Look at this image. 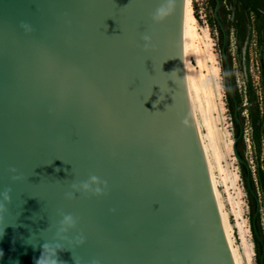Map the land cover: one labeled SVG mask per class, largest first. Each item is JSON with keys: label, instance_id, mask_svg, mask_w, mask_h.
Here are the masks:
<instances>
[{"label": "water", "instance_id": "1", "mask_svg": "<svg viewBox=\"0 0 264 264\" xmlns=\"http://www.w3.org/2000/svg\"><path fill=\"white\" fill-rule=\"evenodd\" d=\"M165 2L0 0V264H35L45 242L64 247V264H239L198 124L186 0L154 22ZM92 176L101 194L79 186Z\"/></svg>", "mask_w": 264, "mask_h": 264}, {"label": "rangeland", "instance_id": "2", "mask_svg": "<svg viewBox=\"0 0 264 264\" xmlns=\"http://www.w3.org/2000/svg\"><path fill=\"white\" fill-rule=\"evenodd\" d=\"M190 6L196 20L195 45L199 52L203 51L199 63L204 66L193 58L191 63L198 72L197 77L201 75L202 79L201 76L199 79H204L208 93L199 92L197 118L202 134L215 150L214 176L233 244L241 252L245 250L249 264H257L256 245L250 229L253 211L244 186L243 172L231 148L236 130L227 102L222 41L213 16L214 1L190 0ZM217 15L226 35L224 52L238 97L237 112L242 118V141L238 148L249 167L260 201L259 226L264 241L261 187L264 181V0H219Z\"/></svg>", "mask_w": 264, "mask_h": 264}, {"label": "bare ground", "instance_id": "3", "mask_svg": "<svg viewBox=\"0 0 264 264\" xmlns=\"http://www.w3.org/2000/svg\"><path fill=\"white\" fill-rule=\"evenodd\" d=\"M195 22H196V20H195V17L193 16V14H192V9H191V6H190V0H186V28H185V37H186L187 60H188V68H189L190 81H191V87H192V94H193V99H194V104H195V109H196L197 105H199L198 104V102H199L198 101V99H199L198 98L199 97L198 95L200 94L199 92L203 91L206 94H208V93H207V85L204 82V79H203V81L201 80L202 79V76L201 75H200L201 76V79H199L200 78L199 75H198L199 78L197 77V73L198 72L197 73L195 72V69H194V67H193V65L191 63V58L195 59L196 62L199 63L200 60H201V58H202L200 56V53L203 52V51L199 52L197 45H195V38H197V33H196V30H195ZM208 59L211 60L212 59L211 56H209ZM198 63H196V64L198 65ZM199 64H203V63H199ZM203 66H204V64H203ZM199 67L201 68L200 65H199ZM211 72H213V71H211ZM206 80H207V77H206ZM215 93H216V91H215ZM202 96L203 95H201V97ZM209 98H211V97H209ZM196 114H197V111H196ZM207 119H208V117H207ZM216 119H217V117H216ZM205 120H206V118H205ZM198 124H199V128H200V131H201V123L199 122V120H198ZM201 135H202L203 142H204L205 149H206V153H207V156H208V160H209V165H210V170H211V174H212V179H213V182H214V186H215V189H216V192H217L219 201H220L218 189H217V186H216V180H215V176H214V165H213L214 163H213V161L214 160L216 161V159H215V150H214L213 145L205 138V136L202 134V132H201ZM217 158H218V155H217ZM220 205H221V208H222V211H223L225 220H226V224H227V227H228V230H229V226H228V223H227V216H226V213L223 210L221 201H220ZM230 231L231 230H229V233H230ZM230 237H231V240H232L231 233H230ZM232 243H233V240H232ZM233 246H234V250H235V253H236V256H237V259H238V263L239 264H249L248 263V255H247V253L244 252L245 250L243 252H241L240 249L235 246V244H233Z\"/></svg>", "mask_w": 264, "mask_h": 264}, {"label": "clouds", "instance_id": "4", "mask_svg": "<svg viewBox=\"0 0 264 264\" xmlns=\"http://www.w3.org/2000/svg\"><path fill=\"white\" fill-rule=\"evenodd\" d=\"M174 3V0H166V2L161 5L159 8L156 9L152 19L154 22H162L168 12L171 10V6ZM24 28H29V25L22 24L21 25ZM150 39L149 36L145 35L143 37V40L147 42ZM145 47H147V43L145 44ZM11 172L15 173L16 169L12 168L10 169ZM13 180L19 179L18 176H13ZM100 181L96 176L90 177V180L87 182H82L79 186L84 189L88 190L90 189L92 184L98 185L95 188V192L97 194H101L102 189L99 187ZM75 187V185H74ZM11 189H6L3 193H0V196H2V200H0V217H4V214L8 211L7 204L11 203V196H10ZM70 195V194H69ZM61 225H66L68 227H71L74 225L75 221L72 215L65 214L63 216L62 221L60 222ZM66 228L61 227L60 231H65ZM0 235H2V230H0ZM79 242L83 243V237H79ZM41 254L40 256L35 260V264H64L63 261L60 260L58 253L61 251H64V247L60 244H50L48 242L43 243L41 246ZM2 255V253H0ZM76 264H79V260H76ZM92 264H98L97 261H93Z\"/></svg>", "mask_w": 264, "mask_h": 264}, {"label": "trees", "instance_id": "5", "mask_svg": "<svg viewBox=\"0 0 264 264\" xmlns=\"http://www.w3.org/2000/svg\"><path fill=\"white\" fill-rule=\"evenodd\" d=\"M213 1H214V0H213ZM215 23H216V28H217V31H218V34H219L220 40L222 41V33H221V30H220V28H219V26H218V24H217L216 21H215ZM221 43H222V42H221ZM224 51H225V49H224ZM221 55H222V53H221ZM224 55H225V52H224ZM222 61H223V60H222ZM228 61H229V60H228ZM223 68H224V72H225V83H226L225 86H226V94H227L228 107H229V109H230V111H231L232 121H233V124H234L235 130H236V135H237V132H238V124L236 123V120H235L234 115H233V111H234L233 107H234V102H235V104H236V103L238 104V97H237L236 90H235V87H234V84H233V78H232V76H230V77H231V88H232V92H233V96H234V98H232V97L230 96V91H229V80H228V76H227L226 67H225L224 62H223ZM237 116H238L239 121H242V118L239 117V112H237ZM236 135H235V136H236ZM241 141H242V138H240V140L237 142L236 149H237V152H238L239 156L243 159V155H242V153L240 152V150H239V148H238V147H239V144L241 143ZM240 168H241V170H242V172H243L244 186H245V188H246V185H245V170H244V167H243L242 165H240ZM251 186H252V188L255 190V186H254V182H253L252 178H251ZM261 187H262V193H263V197H264V181L261 182ZM246 191H247L248 197H249V199H250L251 209H252V211L254 212V207H255L254 200H253L252 196L249 194L247 188H246ZM255 191H256V190H255ZM253 212H252V214H253ZM251 218H252V216H251ZM251 218H250V221H251ZM256 227H257V231H258L260 237L263 239V237H262V231H261V228H260V226H259V215H258V217H257V219H256ZM250 229H251V232H252V236H253V239H254V243H255V245H256L257 264H258V259H259V254H260V246H259V243H258V241H257V239H256V237H255V235H254V233H253V230H252V227H251V226H250ZM263 264H264V263H263Z\"/></svg>", "mask_w": 264, "mask_h": 264}]
</instances>
